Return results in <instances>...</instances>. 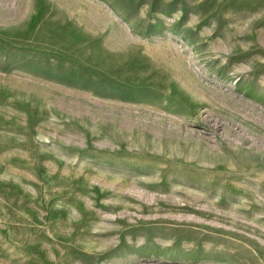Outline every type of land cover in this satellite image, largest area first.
<instances>
[{"label": "rangeland", "instance_id": "1", "mask_svg": "<svg viewBox=\"0 0 264 264\" xmlns=\"http://www.w3.org/2000/svg\"><path fill=\"white\" fill-rule=\"evenodd\" d=\"M0 264H264V0H0Z\"/></svg>", "mask_w": 264, "mask_h": 264}]
</instances>
